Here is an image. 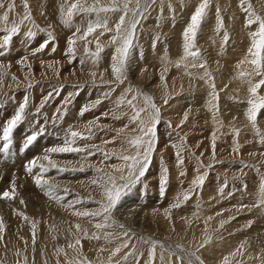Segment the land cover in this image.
Listing matches in <instances>:
<instances>
[{
  "label": "rangeland",
  "instance_id": "rangeland-1",
  "mask_svg": "<svg viewBox=\"0 0 264 264\" xmlns=\"http://www.w3.org/2000/svg\"><path fill=\"white\" fill-rule=\"evenodd\" d=\"M8 2L9 0H4L6 5ZM27 2L28 8L25 9L23 0H15L16 7L9 13V26L18 18V14L22 16L28 11L32 20L26 21L22 26L21 33L14 38L12 49L4 56H0V65L4 66L0 71L8 73L3 85L0 86V125L14 114L25 95L30 98L28 118L15 130L13 145L7 154L2 151L3 142L0 141V192L9 189L12 180L16 181L18 192L14 201L0 200V217H3L6 229L2 233L3 240L0 241V262L25 264L24 257L27 256V264H68L69 261L76 264L82 260L90 261L91 264H109L111 251L124 239H128L129 247L122 249L119 255L113 257L112 264L129 252L133 245L143 253L140 264H147L150 244L137 243L139 237H144L145 240L160 241L164 245L163 249L157 245L154 264H186V261L178 259L185 253L177 248V245H182L188 251H196L204 264H208V256L205 257L203 253L205 251L212 253L213 247H217L215 253L217 256L225 252L227 255L235 252L236 254L231 255L229 259L231 264H264V210L242 207V205H251L257 200L261 176L264 175V155H261L264 153V144L259 142L260 137L255 134L246 114L249 107L247 101L251 98L250 85L247 83L249 77L239 76L240 72L252 71L253 66L250 63L239 62L248 55V48L251 45L250 32L256 31L258 25L246 26L248 13L241 7L240 0H209V7L198 30L196 44L203 60L206 61V68L212 79L204 76V68H192L189 59L186 61L187 70L183 66L176 68L169 65L166 81H161L160 78L163 70L162 61L165 58L176 61L181 57L183 30L201 0H157L156 5L146 13L137 27L136 38L128 59L127 80L116 88L110 98L103 99L99 105L83 116L79 115L82 106L100 98L102 93L109 91V86L107 84L90 86L93 79L90 73L92 65L89 62L82 66L78 62L84 55L83 42H77L74 61H70V57L66 54L67 39L75 29L66 28L61 23L59 7L63 0H27ZM91 2L92 0H89V3ZM248 4H251L252 10L257 15L264 17V0H245L244 6L247 7ZM4 11L5 9H0V15ZM221 17L222 29L219 26ZM80 20L81 17L78 16L75 22L80 23ZM2 26L3 21L0 20V27ZM29 28L37 33L35 39L30 41L24 35ZM40 29L52 31L56 39L48 48L32 56L30 54L32 50L47 39L46 32ZM3 34L0 32V35ZM225 34L229 36L226 44L222 42ZM156 35L160 36L158 42L155 40ZM89 39L94 38L89 37ZM108 40L109 34L100 37L102 44H107ZM53 47L56 49L54 52ZM89 48L95 50V42L90 44ZM112 52V48L106 47L101 54V61L95 69L97 73L95 79L98 84H101V74L103 81L114 79L110 70ZM23 56H28L27 63L31 64L30 76L29 69L18 63ZM41 61L44 62L43 66ZM54 61L58 63H54L53 67L49 68L48 64ZM13 75L18 81L14 82L11 79ZM201 76L204 78L201 79ZM252 79L253 82H258L260 77L254 76ZM29 81L33 83L31 89L26 87ZM212 83L215 84V91L219 94L218 110L210 108L208 103L209 93L213 90ZM61 85L63 90L56 95L53 89ZM76 85H84V87L78 88L75 87ZM129 85L133 91L127 93V98L130 99L136 89H139L151 95L161 108L159 143L145 177L121 197L112 213L115 221L124 225V230L128 231L129 236L108 244L103 239L97 241L89 238L93 233L103 236V232H99L94 227L99 218L91 220L74 216L72 209H66L54 200H50L36 186L32 177L26 174L24 165L33 157L43 155L45 149L62 144L63 130L70 125L75 130L87 134L84 126L88 125L89 121H96L92 125L94 136L89 140H78L77 146L95 144L108 152L121 151L123 136L135 135L136 133L131 131L135 125H131L114 143L105 144L104 141L112 140L116 136V130L128 123V118L122 114L125 112L130 114L131 110L126 104L117 109L115 101ZM49 92H53L52 99L41 110L43 114H36L35 108ZM3 93H8V97L5 98ZM70 93H78V95L72 96L71 104L68 105V114L62 122L54 126L51 120L56 116V109ZM166 93L170 97L167 105L163 103ZM259 95H264V87L259 90ZM137 102L142 104V100ZM186 111H189L188 119L181 125ZM104 113L108 115L105 116ZM44 114L49 118V122L45 125L47 131L29 149L24 150L22 147L24 138L39 127V124L34 125L33 121L39 120L40 124H44ZM114 116H121V119H114ZM168 121L171 122V127L168 126ZM257 123L261 134H264V110H261ZM235 129L239 130L238 137L235 136ZM213 133L217 137L215 160L212 159L211 147ZM181 137L185 138V148L181 153L184 164L178 166L176 149L172 145H178ZM235 143L240 146L238 152L233 151ZM197 157L204 165L211 163L213 167L209 169L203 188L197 189L191 199L180 208L172 209L169 219L165 215V209H168L177 198L183 199L185 190L190 187L191 181L197 174L195 171ZM52 158L62 167L85 169L83 172H59L54 169L46 174L50 182L61 185L58 194L64 197V204L78 197L85 200L89 196L96 200L102 199L101 190L90 183L96 176L94 168L111 171L109 167L111 164L120 163L114 156L103 161L101 152L91 156L87 152L53 154ZM241 161L247 165H255L256 168H245ZM164 167L169 170V179L166 192L161 195L159 180ZM181 171L186 175L181 176ZM225 182L227 187H224ZM222 187L224 194L220 195L219 189ZM63 188L69 189L67 195L63 192ZM20 199L25 203L20 204ZM97 207L98 205L93 202L75 205L76 209L94 210ZM18 212L25 213L30 220L37 222L34 245L31 223L25 221L17 214ZM233 216L235 219H230ZM208 217L212 219L208 220ZM221 220L227 221L223 228H220ZM249 222H251L250 227ZM76 224H79L81 229L87 230L88 237L76 229ZM22 237L26 238L22 240ZM53 237L58 239L55 243L57 247L53 244ZM208 237L211 238V242L204 243V247H200ZM77 238L80 239V244L69 248L68 244L75 245ZM101 248L104 250L101 251ZM238 248L240 251L237 252ZM63 249L68 252L67 256ZM170 251H175L176 255L170 256ZM161 255L163 260L160 258ZM216 258L211 264H223L222 258V260ZM128 264H135L131 257Z\"/></svg>",
  "mask_w": 264,
  "mask_h": 264
},
{
  "label": "snow or ice",
  "instance_id": "snow-or-ice-1",
  "mask_svg": "<svg viewBox=\"0 0 264 264\" xmlns=\"http://www.w3.org/2000/svg\"><path fill=\"white\" fill-rule=\"evenodd\" d=\"M156 3L157 0H92L91 3H89V0H63V2L60 4L59 13L61 23L66 28L75 29L72 32V35L67 39L66 54L70 57V61H74L76 59L77 42H83L84 55L79 59L78 62L82 66L86 63H91L92 68L90 69V73L93 79L90 86L98 87L103 86V84H107L109 86V91L102 93L100 98H97L90 104L82 106L79 112L80 116H83L85 113L91 111L93 108L99 105L103 99L110 98L111 94L116 91V88L125 83L127 80L128 59L136 38L137 27L141 23V19L145 17L146 13H148L149 10L154 5H156ZM23 4L25 9H27V0H23ZM240 4L244 11L248 13L246 26L250 27L253 24L258 25L256 31L250 32L251 45L248 48V55L244 58V60L239 62L240 64L245 62L250 63L253 66L252 71L247 73L240 72L239 76L241 78L245 76L249 77L247 83L250 85L249 92L251 94V98L247 101L249 107L247 108L246 114L255 134L260 137L259 142L264 144V134H261L257 123V119L261 113V110H264V95H259V90L264 87V17L257 15L255 11L252 10L251 4H248V6L245 7V0H240ZM15 7V0H9L7 5L4 3V0H0V9H5L3 14L0 15V20L3 21V26L0 27V32L4 33L3 35H0V56H4L12 49L14 38L21 33L22 26L25 25L26 21L32 20L30 11H28L22 16L18 14V18L12 21L11 26H9V13L13 12ZM169 7H171V5H169ZM208 7L209 0H201L199 5L195 8L193 14L190 17V22L187 24L182 33V55L176 61H170L167 58L162 61L163 70L160 73L161 81H166V73L169 70V65L176 68L183 66L184 69L187 70L188 63H186V61L189 59L191 60L192 68H204V76L209 77L210 80L212 79L211 74L207 71L206 61L203 60L201 51L196 44L198 30L203 23ZM160 10L161 12L163 11L162 2L160 4ZM217 11L219 13V9ZM78 16L81 17L80 23L75 22V19ZM219 26L221 29L223 28L222 17L219 20ZM98 30L101 31L98 32ZM40 31L46 32L47 39L42 41L38 47L32 50L30 53L32 56H35L37 53H40L44 49L48 48L49 44H51L56 39L52 31L47 29H40ZM105 34H109V40L107 41V44H102L100 42V37L104 36ZM24 35L27 40L30 41L35 39L37 33L29 28L24 33ZM89 37H93L94 39H89ZM155 40L158 42L160 40V36L156 35ZM228 40L229 36L225 34L222 37V42L226 44ZM93 42H95V50L89 48V45L93 44ZM106 47L113 49L112 55L110 57V70L114 79L103 81V74H101V84H98L95 79L97 75L95 69L98 67L102 58L101 54L105 51ZM55 50V47H53L52 51L54 52ZM27 61L28 56H23L20 58L18 63L22 67H27L29 69L28 75L30 76L32 74L31 64L27 63ZM43 63L44 62L41 61L42 66ZM54 63L58 62H51L48 64V67L52 68ZM3 67V65H0V68ZM105 71H108V69H105ZM56 74L57 76L59 75L58 71ZM7 75L8 73L6 71H0V86L3 85L4 78ZM204 76H201L200 78L203 79ZM254 76L260 77L258 82H253L252 77ZM27 78L28 77L26 76V79ZM11 79L14 82L18 81V78L15 75H13ZM26 87L31 89L33 87V83L29 81ZM75 87L82 88L84 85H76ZM211 88L213 90L209 93L210 100L208 103L210 108L218 110L219 94L217 91H215L214 83L211 84ZM62 90L63 86L61 85L59 88L53 89V92L56 95H59ZM132 91L133 89L129 85L128 88L125 89V92L122 93L115 101L117 109L126 104L131 110L130 114L127 112L122 114L128 118V123L116 130V136H114L112 140L104 141L105 144L114 143L115 140L118 137H121L131 125H135L134 128H131V131L136 133L135 135L123 136V139L121 140V151L116 152L113 150L112 152H108L95 144L84 145L83 147L77 146L78 140H89L94 136L92 125H94L96 121H89L88 125L84 126L87 134H85L83 131L75 130L74 127L70 125L63 130L62 144L45 149L43 155L33 157L24 165L26 174L32 177L36 186L40 188L50 200H54L66 209H72V215L74 216L89 218L91 220H96L99 218L94 227L99 232H103V236L93 233L89 238L97 241L103 239L108 244H112L115 240H120L122 237L126 238L129 236L128 231L124 230V225L118 224L115 221L112 213L120 202L121 197L126 194L132 186L139 183L141 178L145 177L151 163L152 155L159 143L158 128L162 120L161 108L156 104L154 98L151 95L143 93L139 89H136L135 94L132 95L130 99L127 98V93ZM53 92H49L48 95L43 98L40 105L35 108L36 114H43L41 110L52 99ZM2 95L5 98L8 97V93H3ZM73 95H78V93H70L69 96L64 99L61 106L56 109V116L51 120V123L54 126L59 122H62L63 118L68 114V105L71 104V98ZM169 98L170 97L166 93L163 100L165 105L168 104ZM138 100H142V104L138 103ZM29 104L30 98L28 95H25L23 101L18 105L14 114L9 119H7L5 123L0 125V131H2V134H0V141L3 142L2 151L5 154L10 151V148L13 145L15 130L28 118ZM189 111L184 113L183 119L181 120V125L188 119ZM104 115L107 116L108 113H104ZM113 118L119 120L121 119V116H114ZM48 122L49 118L46 114H44V124H40L39 120L33 121V124H39V127L24 138L22 142V147L24 150L29 149L34 144V142H36L38 138L47 131L45 125ZM168 126H172L170 121H168ZM234 133L236 137L239 136L238 129H235ZM57 135L59 134L57 133ZM216 139V134L213 133L211 143L213 160H215ZM172 146L176 149L175 156L178 166L183 165L184 159L181 153L185 148V138L181 137L179 144H173ZM239 147V144L235 143L233 151L238 152ZM84 152H87L89 156L95 155L96 152H101L103 161H107L114 156L118 161H120V163L111 164L109 166L112 169L111 171H106L104 168H94L96 176L95 178L91 179L90 183L101 190L103 193L102 199L96 200L89 196L87 200H85L84 198L78 197L76 200L69 201L67 204H64V197L58 194L61 190V185L50 182V180L46 178V174L54 169L59 172H83L85 169L83 167L71 169L62 167L56 160L52 158V155ZM201 155H203V153ZM250 155H252V153H250ZM261 155H264V153ZM216 163H222V161H216ZM241 163L245 168H256L255 165H247L244 164L243 161H241ZM212 167L213 165L211 163L204 165L203 161L197 157V163L195 166V171L197 174L195 178L191 181L190 187L185 190L183 199L181 200L177 198L168 209H165L166 217L170 219L172 209L180 208L184 203L191 199L192 195L197 189L203 188L209 175V169ZM201 169L204 170L201 171ZM34 170L38 171L34 172ZM257 171H259V169H257ZM180 175L185 176L186 173L181 171ZM168 179L169 170L167 167H164L161 171L159 180L161 195L166 192ZM224 187H227L226 182ZM63 192L65 195H67L69 189L63 188ZM219 193L220 195L224 194L223 187L219 189ZM17 196L18 192L15 180L10 182L9 189L0 192V200L14 201L17 199ZM85 202H93L97 204L98 207L94 210L75 208L76 204H83ZM19 203L24 204L25 202L23 199H20ZM242 207L261 208L264 210V175L261 176L256 202L251 205H242ZM17 214L20 215L25 221H30L32 228V243L34 245L36 242L37 222L35 220H30V218L23 212H18ZM217 215H221V213H217ZM211 219L212 217H208V220ZM230 219H235V217L233 216ZM219 223L220 228H223L227 221L221 220ZM248 226H251V222H249ZM75 227L78 231H82L84 236L88 237L89 234L87 230L81 229L79 224H76ZM117 229L120 231L117 232ZM5 230L3 217H0V241L3 240L2 233H4ZM210 242L211 238L208 237L206 238L205 242L200 245V247H204V243ZM129 243L130 241L128 239H124L122 243L118 244L111 251L109 256V264H112V258L119 255L122 249L129 247ZM137 243L150 244L147 264H154L157 245H159L161 249L164 248L162 242L152 239L145 240L144 237H139ZM79 244L80 239L77 238L75 245L69 243L68 247L74 248ZM25 245H27V241H25ZM176 247L185 253L184 256L178 257V259L181 261H186V264H204V261L199 255L196 254V251H188L182 245H177ZM241 247H243V245H241ZM100 250L103 251L104 249L101 248ZM197 251H199V248ZM236 251L238 252L240 249L238 248ZM235 254L236 253L234 252L231 255L234 256ZM17 255H19V253H17ZM65 255L67 254L65 253ZM169 255H176V253L175 251H170ZM142 256L143 253L138 251L136 245H133L129 252L125 253L119 260L115 261V264H128L130 257L135 262V264H140V257ZM160 258L163 260L162 255ZM27 259V256H25V264H27ZM0 264H2V262H0ZM68 264H73V262L69 261ZM76 264H91V262L82 260L76 262ZM223 264H231V261L227 256L224 257Z\"/></svg>",
  "mask_w": 264,
  "mask_h": 264
},
{
  "label": "bare ground",
  "instance_id": "bare-ground-1",
  "mask_svg": "<svg viewBox=\"0 0 264 264\" xmlns=\"http://www.w3.org/2000/svg\"><path fill=\"white\" fill-rule=\"evenodd\" d=\"M57 9V8H56ZM56 11V10H55ZM61 30V29H60ZM16 155V154H15ZM22 157V156H21ZM16 160V159H15ZM14 160V161H15ZM59 161V160H58ZM14 164V163H13ZM91 170V169H90ZM11 175V174H10ZM66 181V180H65ZM69 181H71V180H69ZM69 193V192H68ZM2 203V205H5L4 204V202H1ZM199 207V206H198ZM32 213V212H31ZM55 217H57V216H55ZM62 217V216H61ZM61 217L59 218V219H61ZM58 219V220H59ZM63 220V219H62ZM73 220V219H72ZM76 220V219H75ZM74 221V220H73ZM78 221V220H77ZM65 222V221H64ZM68 222V221H67ZM75 222V221H74ZM66 223V222H65ZM70 223H71V221H70ZM76 223V222H75ZM87 223V222H86ZM85 223V224H86ZM7 224V223H6ZM9 224V223H8ZM54 224V223H53ZM64 224V223H63ZM52 225V224H51ZM70 227V226H69ZM54 232V231H53ZM9 234V233H8ZM8 236V235H7ZM12 238V237H11ZM18 238V237H17ZM26 238V237H25ZM24 237H22L21 239L23 240V239H25ZM10 240V239H9ZM28 240V239H27ZM60 240V239H59ZM44 241V240H43ZM52 241V240H51ZM58 241V239H56V238H54L53 237V244L56 246L57 244H55L56 242ZM64 242V241H63ZM44 247V246H43ZM57 247V246H56ZM59 247V246H58ZM78 247V246H77ZM216 249H217V247H213L211 250H212V253H211V251H208V252H206L205 251V253H203V255L206 257V256H208V258H207V262H208V264H211V262H212V260L213 259H217L216 257H218L219 259H224V257H228L229 259L231 258V255H227L226 254V252L225 253H223V255H221V256H217V254H215L216 253ZM62 250V249H61ZM60 251V250H59ZM63 251H64V253H68L67 251H65V249H63ZM62 252V251H61ZM64 256V255H63ZM67 256V255H66ZM70 258V257H69ZM72 259V258H71ZM221 259V260H222ZM233 259V258H232ZM206 260V259H205ZM220 260V261H221ZM223 261V260H222ZM10 262V261H9ZM11 263V262H10Z\"/></svg>",
  "mask_w": 264,
  "mask_h": 264
}]
</instances>
